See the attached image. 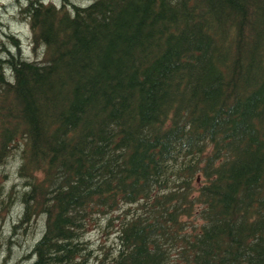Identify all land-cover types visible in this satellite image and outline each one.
<instances>
[{
    "label": "trees",
    "instance_id": "1",
    "mask_svg": "<svg viewBox=\"0 0 264 264\" xmlns=\"http://www.w3.org/2000/svg\"><path fill=\"white\" fill-rule=\"evenodd\" d=\"M24 3L0 227L41 229L26 264H264V0Z\"/></svg>",
    "mask_w": 264,
    "mask_h": 264
},
{
    "label": "rangeland",
    "instance_id": "2",
    "mask_svg": "<svg viewBox=\"0 0 264 264\" xmlns=\"http://www.w3.org/2000/svg\"><path fill=\"white\" fill-rule=\"evenodd\" d=\"M93 0H44V2L55 5L56 7H63L65 10L71 11L72 7L79 5V7H85L89 5ZM25 6L24 0L12 1V0H0V56L5 57V51L10 55L12 52L16 51V48L11 47L12 40L8 35H16L19 38L20 51L25 54L26 59L31 60L34 57L32 52V46L30 41V32L28 23L25 21H20L21 9ZM83 16H79L82 19ZM37 56L36 58H40ZM12 219L15 218L8 217L7 223L0 227V264H3L7 260L8 264L18 263L26 264L24 256L26 255V250L35 242V240L40 236L41 229H36L32 234H26L25 236L15 235L10 240L15 241L8 243V237H10V229L12 227ZM107 234V235H106ZM89 237L93 243L96 245L95 251H98L99 247L105 246L108 248L105 237H108L110 242H114V235L111 231L98 230L92 231ZM99 241H103L101 245ZM97 258V261H96ZM102 256L94 257L90 255L87 263L89 264H105Z\"/></svg>",
    "mask_w": 264,
    "mask_h": 264
}]
</instances>
